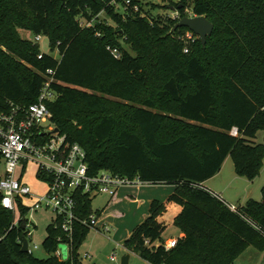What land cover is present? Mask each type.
I'll list each match as a JSON object with an SVG mask.
<instances>
[{"label":"trees","instance_id":"trees-1","mask_svg":"<svg viewBox=\"0 0 264 264\" xmlns=\"http://www.w3.org/2000/svg\"><path fill=\"white\" fill-rule=\"evenodd\" d=\"M173 5L180 17L214 23L206 44L191 46L187 27L170 35L179 21L154 15L140 0H0V100L34 103L43 73L54 69L52 124L86 149L91 174L109 170L177 186L167 201H152L124 241L127 252L152 264H233L250 245L264 248V186L262 200L233 211L205 182L228 156L250 180L263 167L264 142L256 138L264 131V0ZM101 13L112 22L95 20ZM22 30L47 35L59 56L42 52ZM78 198L82 216L95 211L91 195ZM171 202L183 207L174 223L184 236L167 250L160 216ZM15 222L0 195V264H85L80 248L90 227L77 223L70 243L55 219L43 241L50 255L39 258L23 251L27 229ZM62 242L70 245L68 260L58 254Z\"/></svg>","mask_w":264,"mask_h":264},{"label":"built area","instance_id":"built-area-1","mask_svg":"<svg viewBox=\"0 0 264 264\" xmlns=\"http://www.w3.org/2000/svg\"><path fill=\"white\" fill-rule=\"evenodd\" d=\"M175 16L181 15L175 11ZM190 33L194 34L192 31ZM41 38L42 35L39 34L35 40L40 41ZM43 75L44 82L38 100L34 103L25 105L11 100H0L1 203L16 214L17 225L23 220L30 253H34L31 247L34 233L31 229L33 223L27 218L28 214L33 218L39 210H52L55 219L60 221L56 225L62 228L71 243L77 223L91 229L110 231L106 223L100 224L101 217L96 211L87 217L79 213V193H88L92 197L106 194L114 198L122 186L150 184L138 175L122 176L109 170L90 173L86 149L78 142L68 141L66 135L60 131H55L49 103L59 96L53 87L58 79L54 69H48ZM231 133L238 135V128L234 127ZM30 164L36 165V178L45 186L44 192L36 191L28 182ZM206 186L228 208L238 210V204L228 201L222 194L207 184ZM21 207L27 209L24 218L20 215ZM179 238H169L166 249L177 246ZM146 243L150 244V240L147 239ZM111 259L117 262V253L114 252Z\"/></svg>","mask_w":264,"mask_h":264},{"label":"rangeland","instance_id":"rangeland-1","mask_svg":"<svg viewBox=\"0 0 264 264\" xmlns=\"http://www.w3.org/2000/svg\"><path fill=\"white\" fill-rule=\"evenodd\" d=\"M141 4L146 10L151 11L154 15L160 14L164 17H172L174 20L180 21L183 17H176L175 11L173 10V2L178 3L179 0H140ZM170 5L169 8L167 6ZM119 10L125 14V9L121 5H119ZM189 12V11H188ZM187 12V13H188ZM190 16V15H188ZM95 20L102 22H112L110 18L107 17L105 13H101L96 17ZM91 22L94 23V20ZM84 25L90 24V21L83 20ZM168 33L172 36H178V31L174 27H168ZM189 34V36H188ZM22 35L24 38H28L31 40H35L37 34L35 35L31 31L22 30ZM188 40H190L191 46L199 43L201 38L196 34H191L190 31L186 32L185 36ZM36 41V40H35ZM40 46L42 52L52 53L55 56H59V50L56 48L53 50L50 46V40L47 35L42 34V38L40 41H37ZM131 52V47L129 44H124ZM258 143L264 142V131H260L256 138ZM229 167L231 168V173H236L235 165L232 157H229L228 160ZM228 165V164H227ZM36 170L37 167L35 164L29 165V174L27 177L28 182L33 186V188L38 192H44L45 186L37 181L36 178ZM228 171V167L225 168V176L223 181L231 180V175L226 173ZM233 171V172H232ZM235 171V172H234ZM237 174V173H236ZM246 178V177H245ZM248 179V178H247ZM243 181H247L246 179ZM263 182V183H262ZM261 184V185H260ZM160 185V184H158ZM264 186V163L261 170V173L255 178V184L252 190V198L257 200H262L263 193L262 188ZM160 191H164L166 186H154ZM241 193L244 187V184H240ZM238 193V192H236ZM224 194V193H223ZM224 196L229 199L230 202L235 204H243L246 202L244 198L242 200H234L232 201V197L225 193ZM250 199V198H249ZM109 198L106 194H98L93 197V209L96 211L97 209H104L106 204L108 203ZM117 213L121 215L116 217H110L106 224L110 227L109 232H105L104 230L100 231L98 229H92L88 234L87 238L83 242L80 253L81 257L85 264H120L123 255L126 253L130 254V264H152L151 262L142 258L136 252H127V249L124 246V241L129 237L130 228H131V216L134 215L132 210L126 206H117ZM130 215V216H129ZM129 216V217H128ZM27 218L31 220L33 230V237L31 242V247L34 251V255L39 258H47L50 254L46 252L43 246V241L47 236V226L54 222L55 214L52 210H39L35 212L33 218H30V214L27 215ZM168 222V229L164 233V238L171 237H179L181 234L180 228H178L175 221V210L170 209L165 216ZM119 242L121 245H118ZM37 245V248H36ZM70 245L66 242H62L59 245V255H61L62 259L68 260L70 254ZM117 253L118 261L115 262L111 259L113 253ZM89 254V256H88ZM233 264H264V248L259 249L254 245H250L237 259Z\"/></svg>","mask_w":264,"mask_h":264},{"label":"crops","instance_id":"crops-1","mask_svg":"<svg viewBox=\"0 0 264 264\" xmlns=\"http://www.w3.org/2000/svg\"><path fill=\"white\" fill-rule=\"evenodd\" d=\"M228 156L222 166V169L212 178L206 181V184L212 188L213 190L217 191L218 193L222 194L224 198L225 193L229 194L232 197V201L234 200H242L244 198L246 202L249 198H252V188L255 184V179L250 180L245 177L239 176L236 173H231V168L229 167V160ZM228 164V165H227ZM228 167V171L226 173L231 175V180L223 181L225 176V168ZM233 172V171H232ZM235 172V171H234ZM247 181H243V180ZM263 183V182H262ZM240 184H244L241 193ZM152 185L156 186H166L164 191L158 190L156 187H151ZM261 185V184H260ZM177 186L172 184H144V185H127L122 186L119 188L116 196L114 198H109L108 203L104 207V209H97L96 211H100L101 223H106L110 217H116L121 215L117 213V206H126L128 210L131 209L133 216H131V228L129 236L132 234L135 227L143 222L145 218L149 215L151 203L153 200L158 199L161 201H167L169 196L176 190ZM238 192V193H236ZM224 193V194H223ZM95 197V196H94ZM228 201L229 199L226 198ZM257 200V199H256ZM245 202V203H246ZM233 203V202H232ZM243 203V204H245ZM182 206L180 204L171 202L167 205L166 212L160 216L161 221H164L167 225L168 222L165 218L166 214L170 209L175 210V218L176 216L182 211ZM130 216V215H129ZM128 216V217H129ZM184 236V233L181 232L180 236ZM128 238V237H127ZM169 238H166V241ZM118 245H121L117 242ZM61 256V255H60ZM62 258V257H61Z\"/></svg>","mask_w":264,"mask_h":264},{"label":"water","instance_id":"water-1","mask_svg":"<svg viewBox=\"0 0 264 264\" xmlns=\"http://www.w3.org/2000/svg\"><path fill=\"white\" fill-rule=\"evenodd\" d=\"M180 5L179 7H181ZM173 9L175 7L173 6ZM179 27H187L194 34L198 35L203 44H206L208 36H211L214 31V23L205 15H196V16H185L183 17L176 25L175 29ZM55 131H60L59 128H56ZM23 251H28V241L25 240L23 243ZM120 264H130V254L126 253L123 255Z\"/></svg>","mask_w":264,"mask_h":264}]
</instances>
